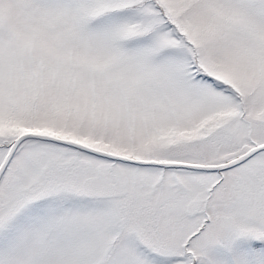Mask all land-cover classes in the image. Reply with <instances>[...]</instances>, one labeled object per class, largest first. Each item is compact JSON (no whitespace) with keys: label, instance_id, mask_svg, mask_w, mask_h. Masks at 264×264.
<instances>
[{"label":"snow or ice","instance_id":"snow-or-ice-1","mask_svg":"<svg viewBox=\"0 0 264 264\" xmlns=\"http://www.w3.org/2000/svg\"><path fill=\"white\" fill-rule=\"evenodd\" d=\"M0 264H264V0H0Z\"/></svg>","mask_w":264,"mask_h":264}]
</instances>
